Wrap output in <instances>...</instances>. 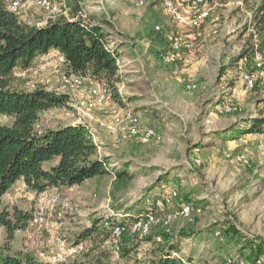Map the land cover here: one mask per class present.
<instances>
[{"label":"rangeland","instance_id":"374dc122","mask_svg":"<svg viewBox=\"0 0 264 264\" xmlns=\"http://www.w3.org/2000/svg\"><path fill=\"white\" fill-rule=\"evenodd\" d=\"M262 1L208 0L202 8L207 15L199 26L184 31L195 37L193 61L169 67L160 61L164 40L156 26H169L171 16L157 2L137 7L133 0L71 1L72 10L81 6L86 21L100 26L109 35V45L122 55L116 62L119 81L113 87L93 79L82 85L74 75L64 84L66 69L52 58L26 81L17 68L15 85L24 91L28 82L38 88L64 86L69 102L42 112L39 130L86 126L92 141L99 143L97 156L108 158L109 169L124 176L112 172L78 186L43 192L12 187L2 206L9 210L20 206L32 219L15 232L12 249L26 241L29 249L46 257L57 253L86 264L98 257L108 264H129L142 258L159 237L178 245L180 251L172 255H190L197 264H264V159L258 151L264 133L239 132L264 110V85L255 82L247 89L240 78L255 58L241 57L255 39L252 17ZM28 11L33 23L48 20L35 5H29ZM92 86L105 89L102 101L90 95ZM131 117L152 127L162 140L129 136ZM11 122L12 118L0 115V124ZM238 153H244L246 160L230 164L229 157ZM50 165L47 162L44 168ZM170 187L178 190L181 203H193L201 212L167 227H153L144 236L125 235L119 254L101 248L103 233L81 239L95 221L111 214L133 217ZM19 188V203L12 205ZM53 193L66 207L50 206ZM42 209L47 216L40 222L36 217ZM4 237L5 230H0V242ZM79 241L83 250L75 253L74 242Z\"/></svg>","mask_w":264,"mask_h":264},{"label":"trees","instance_id":"16d2710c","mask_svg":"<svg viewBox=\"0 0 264 264\" xmlns=\"http://www.w3.org/2000/svg\"><path fill=\"white\" fill-rule=\"evenodd\" d=\"M252 18L255 39L249 52L245 51L247 54L241 58L249 57V54L253 56L255 52L264 55V0ZM107 46L108 34L100 26H86L60 17L48 21L43 27H35L20 22L0 2V115L12 118L10 125L0 124V228L5 230V237L0 242V264H52L13 250L10 245L15 232L25 229L31 219L28 213L16 207L9 210L2 206L3 196L17 181H23L26 188L35 192H43L78 186L94 177L113 174L106 157L97 156L99 145L92 141L86 126L69 125L47 129L40 135L36 133L34 125L40 114L65 106L69 99L66 95H53L42 88L30 92L17 88L14 71L26 69L38 56L56 51L64 57L67 69L74 74L89 75L90 79L113 87L119 81L116 62L122 55ZM263 115L264 110L240 132L264 133ZM47 162L51 165L45 169ZM114 174L124 176L121 172ZM100 223L101 220L95 221L81 234V239H91L101 233L105 237L106 231ZM172 240L157 242L154 239L149 251L129 264H195L190 255L185 258L172 255V252L180 251ZM255 251L260 250L257 248ZM93 264L108 263L98 257Z\"/></svg>","mask_w":264,"mask_h":264},{"label":"built area","instance_id":"2783aa9c","mask_svg":"<svg viewBox=\"0 0 264 264\" xmlns=\"http://www.w3.org/2000/svg\"><path fill=\"white\" fill-rule=\"evenodd\" d=\"M74 0H0L4 8L12 13L20 22L35 26L43 27L48 21H54L57 18H64L69 22L79 21L83 25L92 26L93 24L86 21V11L81 7H77L76 11L71 8L70 2ZM137 7L144 6L147 2H157L158 6L165 11L166 14L171 16V23L169 26H156V31L159 34H163V46L160 51V61L165 67L172 65H188L193 61V53L196 48L194 43V37L191 34H186L183 29L188 32L191 29L197 28L199 22L205 17L206 9H202L207 4V0H133ZM29 5H35L39 9H42L48 16V20L39 21L33 23L28 7ZM108 49H111V45L108 43ZM255 56L251 69L245 71V74L240 75V78L247 89H252L255 82L264 85V58L261 54L255 52ZM39 58V60H38ZM54 58L59 65H62L66 69V77H63V83H70V78L77 76L79 83L84 85L86 82H90L89 75H77L71 70L67 69L65 59L62 55L56 51L51 54L40 55L37 57L33 64L20 71V76L24 80L32 74H36L37 71L43 67L48 66ZM55 61V62H56ZM25 80V81H26ZM34 83L28 82L26 92L37 89ZM42 89L46 92L58 95L65 93L64 86L58 88L55 84L45 85ZM88 92L96 100L102 101L106 92L105 89L98 86H92L88 88ZM225 111H229L225 109ZM130 127L127 128V134L131 137H140L144 141H155L160 142L162 140L161 135L148 125H141L138 117L130 118ZM35 131L40 135L43 131L39 130L37 122L34 125ZM258 151L264 159V139L259 144ZM246 160L244 153H238L236 156L229 157L228 162L232 165L241 164ZM48 203L51 207L61 206L66 207L67 203L62 202L58 194L53 193L50 195ZM177 208L175 212L168 211L167 209ZM201 208L190 202L181 203L179 192L176 188L170 187L160 193L158 198L154 201L153 206L138 214L135 219L129 217L125 219L122 215L111 214L109 218L101 220V227L106 231V236L101 244L103 250H109L114 254L121 253L123 249V237L128 236H144L147 235L153 227H167L172 221L178 218H189L193 214H199ZM47 216V212L44 209L40 210L37 214L36 220L42 222ZM32 220V219H31ZM30 220V221H31ZM113 223V224H111ZM64 225V219H61L60 226ZM216 235H220L217 232ZM157 242H161V239L157 237ZM73 251L79 252L83 250L82 242H74ZM38 258L46 260L52 264L61 262L74 261L73 258H65L60 254L55 253L47 256L43 253L38 254Z\"/></svg>","mask_w":264,"mask_h":264},{"label":"crops","instance_id":"0c3cea01","mask_svg":"<svg viewBox=\"0 0 264 264\" xmlns=\"http://www.w3.org/2000/svg\"><path fill=\"white\" fill-rule=\"evenodd\" d=\"M93 25H96V24H93ZM184 31H187V30H185L184 29ZM188 32V31H187ZM191 36H194V35H191ZM108 37H109V35H108ZM194 39H195V37H194ZM108 43H109V41H108ZM162 46H163V44H162ZM55 51H50L49 53H51V54H53ZM37 59V58H36ZM35 59V60H36ZM260 116V115H259ZM245 126V125H244ZM240 132V131H239ZM241 133V132H240ZM95 143H97L98 145H99V143L98 142H95ZM107 159V161H108V166H109V159L108 158H106ZM112 172L114 173V172H119V171H116V169H113L112 170ZM13 187H25L26 188V186H25V184H24V182L23 181H17L16 182V184L13 186ZM21 189V190H20ZM161 189V188H160ZM19 190H20V192H18L15 196H14V199H13V203H12V205L13 204H15L16 203V205H17V203H19V201H18V197L20 196V193H21V191H22V188H19ZM160 192H163V190L162 191H160ZM160 195V193H158V194H156L155 195V197L150 201V202H148V204L146 205V206H144L143 208H141L140 210H139V212L137 213V214H139V213H142V212H145L146 210H148V209H150L152 206H153V203H154V201L158 198V196ZM16 205H14V206H16ZM18 209H20V210H22V207H20V206H18L17 207ZM126 214H131L130 212L129 213H126ZM135 214V213H134ZM137 214H135V215H137ZM128 215H126V216H124V217H127ZM130 216V215H129ZM131 216H133V214H131ZM90 227V226H89ZM0 230H4L3 228H1ZM2 232V231H1ZM46 234V233H45ZM16 237V233L14 234V239H13V241H15V238ZM0 240H1V238H0ZM23 245H21V246H19V247H16V246H13V248L14 249H18L19 251H22L23 253H28V254H30V255H32V256H34V257H37L38 258V254H40V253H37V251H35V250H32V249H29V247H28V245L26 244V241H23V243H22ZM23 246V247H22ZM28 247V248H27ZM73 260L74 261H76L74 258H73ZM71 262H73V261H71ZM193 262H194V260H193ZM195 263V262H194ZM195 264H197V263H195Z\"/></svg>","mask_w":264,"mask_h":264}]
</instances>
